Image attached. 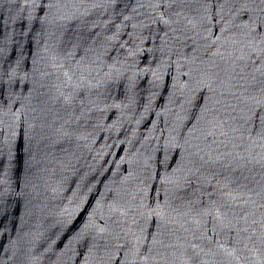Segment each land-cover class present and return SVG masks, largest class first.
I'll list each match as a JSON object with an SVG mask.
<instances>
[{
  "label": "water",
  "instance_id": "obj_1",
  "mask_svg": "<svg viewBox=\"0 0 264 264\" xmlns=\"http://www.w3.org/2000/svg\"><path fill=\"white\" fill-rule=\"evenodd\" d=\"M0 264H264V0H0Z\"/></svg>",
  "mask_w": 264,
  "mask_h": 264
}]
</instances>
